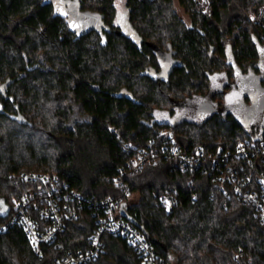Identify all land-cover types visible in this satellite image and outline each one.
<instances>
[{
    "label": "trees",
    "instance_id": "1",
    "mask_svg": "<svg viewBox=\"0 0 264 264\" xmlns=\"http://www.w3.org/2000/svg\"><path fill=\"white\" fill-rule=\"evenodd\" d=\"M59 1L62 15H56ZM73 2L102 17L103 44L97 31L79 36L70 29L63 13ZM116 2L0 0V223L27 190L24 173L57 176L89 201L80 219L67 223L60 248L44 246L42 255L22 227L0 233V264H59L66 252L86 249L95 228L92 204L109 198H122L125 219L137 223L169 264H264V223L254 206L221 192L205 169L183 173L162 155L173 141L186 152L202 147L216 155L258 138L257 122H240L221 106L234 77L257 73L262 62L264 42L245 14L264 0H238L239 7L230 0L206 6L127 0L134 40L115 30ZM167 57L184 67L166 82L153 79ZM205 98L220 108L199 121L195 107ZM18 114L32 126L8 116ZM149 148L155 156L125 177L126 189L119 186L122 171ZM168 192L178 199L172 212L161 202ZM104 243L106 252L94 264H142L124 240L107 235Z\"/></svg>",
    "mask_w": 264,
    "mask_h": 264
},
{
    "label": "built area",
    "instance_id": "2",
    "mask_svg": "<svg viewBox=\"0 0 264 264\" xmlns=\"http://www.w3.org/2000/svg\"><path fill=\"white\" fill-rule=\"evenodd\" d=\"M199 1L204 6L208 3V0ZM230 1L239 7L238 0ZM245 15L264 42V6ZM110 130L116 134L114 129ZM150 153L156 154L151 148L139 150L129 168L116 179L117 184L124 187L125 177L142 171L149 162ZM162 155L174 161L183 173L205 169L221 192L227 196L233 193L237 199L251 203L256 209V217L264 223V137L241 143L232 150L221 148L216 155L207 153L202 147L186 152L173 141L164 148ZM12 178L17 176L12 175ZM21 179L27 183V190L14 197L6 221L0 223V233L22 227L37 255H42L43 247L47 245L60 248V236L67 223L80 219L79 210L89 201L70 190L57 176L24 173ZM161 202L172 212L178 199L168 192L161 197ZM92 205L95 208V228L88 238L89 246L66 252L56 260L59 264L98 262L106 252L104 237L107 235L124 240L139 254L142 264H169L150 239L124 218L127 213L122 198H109Z\"/></svg>",
    "mask_w": 264,
    "mask_h": 264
},
{
    "label": "flooded vegetation",
    "instance_id": "3",
    "mask_svg": "<svg viewBox=\"0 0 264 264\" xmlns=\"http://www.w3.org/2000/svg\"><path fill=\"white\" fill-rule=\"evenodd\" d=\"M117 5V17L115 19V23L113 24L115 26V30L119 33L123 34H130V30L128 29L129 23H128V17H129V8L127 5V0L124 4L125 11H121ZM66 12V11H65ZM188 25V24H187ZM259 66V67H258ZM257 66V73H252L250 75H236L234 77V80L231 81L229 84V91L226 95V104L225 106H221V110L227 111L232 113L237 119H239L240 122L249 124L251 120H253L254 123L257 122V131L254 128L255 137L261 138L264 137V109L260 106V100L264 97V68L262 62H260ZM184 67V63L177 60L174 57H167L163 58L161 60V69L158 73L154 74L152 76L153 79L160 81V82H166L169 80L172 73H174L178 69H182ZM221 80L218 81L217 87L220 89V91L226 87V82H223L222 77L220 76ZM230 101V102H229ZM232 101V102H231ZM202 102H210L216 111L209 115L207 118L199 119L196 116L197 107ZM184 105L180 104L176 107L182 108ZM220 107L216 106V104L211 101L210 99H203L201 100L197 106L195 107V118L199 121L206 120L210 118L212 115L216 114L218 112V109ZM261 113L263 116L258 117V115ZM177 120L173 119V122ZM251 125V124H250Z\"/></svg>",
    "mask_w": 264,
    "mask_h": 264
},
{
    "label": "water",
    "instance_id": "4",
    "mask_svg": "<svg viewBox=\"0 0 264 264\" xmlns=\"http://www.w3.org/2000/svg\"><path fill=\"white\" fill-rule=\"evenodd\" d=\"M56 5V15H60L61 8H64V3L55 2ZM70 8L63 13L64 17H67V21L69 23L70 29L72 31H75L78 33L79 36L85 35L90 33L91 31H97L102 35V44L105 39L104 35L102 34L103 30L105 29L102 23V17L99 15L91 14V13H85L81 12L80 8L77 6L76 3L69 4ZM62 15V14H61ZM128 29L130 30V34H123L124 36H127L128 38H136L139 37L138 34L133 30L132 26L129 25ZM111 30L108 29L107 33H110ZM140 41H142L141 38H139ZM134 103L139 104V102L134 100ZM260 106L262 109H264V97L260 100ZM216 111L214 106L210 102H202L198 105L196 116L199 119L207 118L209 115L213 114ZM1 112V111H0ZM11 119L19 122L20 124L24 125H30L29 123L21 114L18 115H8ZM9 213V209H6L5 213L1 214L2 217H6ZM124 218L128 219L127 216L124 215ZM135 225L137 224L135 221H132Z\"/></svg>",
    "mask_w": 264,
    "mask_h": 264
},
{
    "label": "rangeland",
    "instance_id": "5",
    "mask_svg": "<svg viewBox=\"0 0 264 264\" xmlns=\"http://www.w3.org/2000/svg\"><path fill=\"white\" fill-rule=\"evenodd\" d=\"M125 2H126V0H117L118 7H119V9L121 11H125V6H124ZM175 10H176L178 16L185 22V24H188L189 25L190 22H189L188 16H186V14L184 13V11L179 7V5L176 2H175ZM262 64H263V67H264V52L262 54ZM262 69H264V68H262ZM185 109H187V108H185Z\"/></svg>",
    "mask_w": 264,
    "mask_h": 264
}]
</instances>
